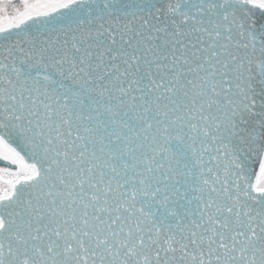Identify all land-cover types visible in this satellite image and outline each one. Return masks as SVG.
Instances as JSON below:
<instances>
[{
  "label": "snow or ice",
  "instance_id": "6c2138e0",
  "mask_svg": "<svg viewBox=\"0 0 264 264\" xmlns=\"http://www.w3.org/2000/svg\"><path fill=\"white\" fill-rule=\"evenodd\" d=\"M0 264H264V0H0Z\"/></svg>",
  "mask_w": 264,
  "mask_h": 264
}]
</instances>
